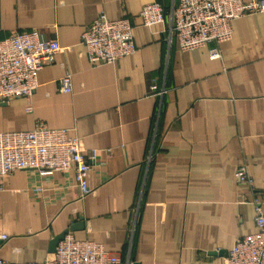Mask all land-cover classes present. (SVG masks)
I'll return each instance as SVG.
<instances>
[{"label": "crops", "instance_id": "crops-1", "mask_svg": "<svg viewBox=\"0 0 264 264\" xmlns=\"http://www.w3.org/2000/svg\"><path fill=\"white\" fill-rule=\"evenodd\" d=\"M160 3L166 23L139 13ZM179 0H0V41L38 30L67 51L38 76L31 98L0 102V132L40 123L67 128L85 154L98 151L82 200L74 172L18 171L0 191V258L7 264L55 259L52 240L70 231L135 264H225L239 238L257 232L264 210V12L233 22L212 60L208 48L170 42ZM133 25L136 52L92 64L82 36L100 14ZM72 76L73 91H60ZM157 89L153 90L152 87ZM163 94H159L161 91ZM246 165L253 186L236 171ZM3 236H7L3 240Z\"/></svg>", "mask_w": 264, "mask_h": 264}, {"label": "built area", "instance_id": "built-area-1", "mask_svg": "<svg viewBox=\"0 0 264 264\" xmlns=\"http://www.w3.org/2000/svg\"><path fill=\"white\" fill-rule=\"evenodd\" d=\"M264 12V0H179L169 14L170 42L176 38L182 51L210 47L212 60L221 58L219 46L233 35L237 19ZM139 17L146 27L166 23V12L158 2L145 4ZM92 64H115L136 52L133 25L127 16L110 20L102 13L82 36ZM67 51L56 39H44L38 30L17 32L0 41V102L29 99L39 87L38 76L45 66ZM60 91H73L72 76L60 79ZM153 90L157 87L153 86ZM161 91L159 94H163ZM67 128H49L40 123L34 130L0 132V191L5 177L18 171L35 170L41 175L74 172L80 199L95 193L91 173L98 151L85 154L81 140L69 136ZM236 176L241 184L253 186L246 165ZM257 232L239 238L225 264H264V210L254 202ZM3 240L7 236H3ZM0 264H7L0 258ZM25 264H135L105 250L101 244L76 239L68 234L59 242L55 259Z\"/></svg>", "mask_w": 264, "mask_h": 264}, {"label": "water", "instance_id": "water-1", "mask_svg": "<svg viewBox=\"0 0 264 264\" xmlns=\"http://www.w3.org/2000/svg\"><path fill=\"white\" fill-rule=\"evenodd\" d=\"M82 227H83V224H80L78 226H74L70 229H67L64 232H62L61 234L57 235L51 242V251L56 252V248H57L59 242L62 241L65 238V236L69 234L70 231H75V230H78L79 228L82 229Z\"/></svg>", "mask_w": 264, "mask_h": 264}]
</instances>
